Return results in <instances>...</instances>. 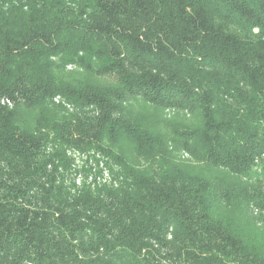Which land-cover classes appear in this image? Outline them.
<instances>
[{
    "label": "trees",
    "instance_id": "trees-1",
    "mask_svg": "<svg viewBox=\"0 0 264 264\" xmlns=\"http://www.w3.org/2000/svg\"><path fill=\"white\" fill-rule=\"evenodd\" d=\"M263 181L264 0H0V264H264Z\"/></svg>",
    "mask_w": 264,
    "mask_h": 264
},
{
    "label": "rangeland",
    "instance_id": "rangeland-1",
    "mask_svg": "<svg viewBox=\"0 0 264 264\" xmlns=\"http://www.w3.org/2000/svg\"><path fill=\"white\" fill-rule=\"evenodd\" d=\"M66 73H68L70 79L77 80L79 82L85 81V82H91V83H98V82H108L110 81L109 78H104L100 76H95L91 73H87L84 69H82L79 66L76 65H68L66 67ZM61 105L68 111H73V107L70 106L67 103H61ZM131 108H133V111L135 113H141L142 110H144L147 106L143 105L140 102L133 101L129 105ZM146 117L150 120V122L156 127H158L161 130H164L165 132H171V129H173V124L176 122H186V123H195L196 119L192 115L190 116L189 114H183V113H178L173 110H159L156 109L155 107H149L146 111ZM144 113V114H145ZM73 156L75 157V170H74V175L73 179L76 180L78 184L84 183L86 181H91L92 176L89 177L90 173L92 172V169H97V166L101 163V161H104V158L100 156L98 153L93 152V150L88 151V152H78V151H73L72 152ZM182 157L184 158H189L190 155L187 153H182ZM92 174V173H91ZM103 174V173H100ZM104 178L108 179V174H104ZM263 187H264V181H263ZM253 209V208H252ZM262 210L260 206H254L253 212L255 214L260 213Z\"/></svg>",
    "mask_w": 264,
    "mask_h": 264
}]
</instances>
